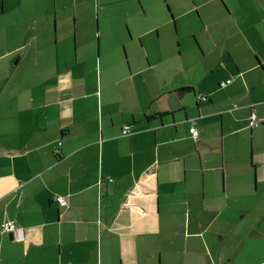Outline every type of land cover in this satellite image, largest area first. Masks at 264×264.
<instances>
[{
	"label": "crops",
	"instance_id": "1",
	"mask_svg": "<svg viewBox=\"0 0 264 264\" xmlns=\"http://www.w3.org/2000/svg\"><path fill=\"white\" fill-rule=\"evenodd\" d=\"M82 1L0 0V264H264V0H189L204 45L182 75L131 27L100 58L54 45Z\"/></svg>",
	"mask_w": 264,
	"mask_h": 264
},
{
	"label": "rangeland",
	"instance_id": "2",
	"mask_svg": "<svg viewBox=\"0 0 264 264\" xmlns=\"http://www.w3.org/2000/svg\"><path fill=\"white\" fill-rule=\"evenodd\" d=\"M111 2L112 0H83L81 3L76 4L74 8L68 9L66 13H62L64 18H59V21L56 24L52 22L50 40L54 45L58 40L59 46H62L63 39L66 37V44L72 46L74 50L77 45L81 46V44L90 43V46L95 50L96 56L98 43V55L100 58L101 49L111 48L116 43L122 41L126 43L128 30L130 32L131 27V31L134 33V37L137 39L139 45L136 47L138 49L132 47L131 49L136 50V52H139L142 55L148 51L151 60H155L154 57H156L157 59H160V61L161 59L164 60L167 58L164 56V52L169 53L170 56H172L170 59L173 60H170L172 70H174L176 75H182L183 71L186 73L195 69V66L193 65L194 60L196 59L195 52L199 55V52L196 51V41L199 42L198 44L204 45L202 42V35L199 32L201 25L195 16V10L189 15L187 14L179 17L183 11L192 8L193 5L191 4V1L129 0L110 4ZM168 8L172 11L174 21L171 18ZM120 11H123L128 16L130 15V19L127 20L129 25L125 23L123 18L122 20H117V18L110 20L109 17H107L110 13L118 15ZM132 15L134 18H131ZM115 22L120 24L119 27L121 28L122 35L114 34L112 24ZM86 27H89L88 31H86ZM149 30L153 31L141 39L140 36L142 33H147ZM67 31H71L70 35L67 34ZM73 31L76 35L75 41ZM124 33H127L126 37ZM12 36L20 38L18 32L10 35V37ZM22 39L23 42H25L27 36L21 35V40ZM14 43L16 44V42ZM143 44L146 45V48ZM16 46L18 45L16 44ZM205 50L206 53L209 54L207 47H205ZM4 53L3 50H0V55H4ZM122 54L124 59L125 55H127V59L131 60L130 50L128 53V51L126 49L124 51L122 47L121 55ZM11 55H13L16 60L18 51L12 52ZM78 56L80 57V60L84 56V52H80V49L78 51ZM203 57L206 61L204 62V59H201L200 64L202 69L205 65L209 64V59L205 58V55ZM7 59L11 58L7 57ZM140 60L143 62L148 61L145 56H142ZM102 70H104L103 67ZM196 71H200L199 66L191 74H194ZM84 72L88 75L91 74L90 72ZM24 73L25 67L22 65L16 69L15 72L18 76H22ZM4 74V70L0 71V75ZM8 74L12 75L11 70L8 71Z\"/></svg>",
	"mask_w": 264,
	"mask_h": 264
},
{
	"label": "built area",
	"instance_id": "3",
	"mask_svg": "<svg viewBox=\"0 0 264 264\" xmlns=\"http://www.w3.org/2000/svg\"><path fill=\"white\" fill-rule=\"evenodd\" d=\"M229 83H230V81L223 82L221 84V86L224 87V86H226ZM259 123L260 122L258 121V119L253 115L252 118H251V121H250V126L251 127H256V126L259 125ZM189 132H190V134H191L193 139H196L198 137V131H197L196 127H195L194 122H192L191 127L189 128ZM130 133H131L130 127H125L124 130L122 131V135L123 136L130 135ZM57 201H58V203L60 205H64L65 204L64 198H58ZM1 230L3 232H8V233H11V234H15L16 232H18L19 229H18V227H17V225L15 223H13V222H5V223H3L1 225Z\"/></svg>",
	"mask_w": 264,
	"mask_h": 264
},
{
	"label": "trees",
	"instance_id": "4",
	"mask_svg": "<svg viewBox=\"0 0 264 264\" xmlns=\"http://www.w3.org/2000/svg\"><path fill=\"white\" fill-rule=\"evenodd\" d=\"M185 90H191L190 88H187V89H185Z\"/></svg>",
	"mask_w": 264,
	"mask_h": 264
}]
</instances>
